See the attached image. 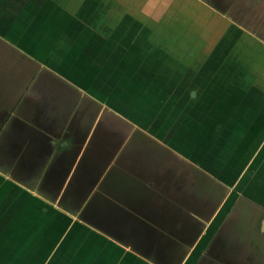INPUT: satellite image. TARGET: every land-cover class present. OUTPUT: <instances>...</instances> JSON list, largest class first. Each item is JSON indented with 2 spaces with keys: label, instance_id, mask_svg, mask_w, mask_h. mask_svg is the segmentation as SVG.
<instances>
[{
  "label": "crops",
  "instance_id": "0c3cea01",
  "mask_svg": "<svg viewBox=\"0 0 264 264\" xmlns=\"http://www.w3.org/2000/svg\"><path fill=\"white\" fill-rule=\"evenodd\" d=\"M85 1L88 0H0V168L11 169L13 166L7 163L14 160L17 165L14 169H18L15 174L19 178L31 176L33 181L27 183L34 185L35 190L9 180L6 171L0 172V186L8 183V189L28 195L30 209L45 211V218L39 223L44 225L46 242H60L65 234L69 236L67 243L73 245L62 247L59 264H132L140 256L131 251L130 245L121 246L116 240L127 243L135 225H151L150 219L155 216L161 222L167 217L178 221L173 210L182 205L175 203L173 195L179 196L180 189L174 185L166 189L153 181L161 179L163 184L168 174L161 169L166 167L171 153H166L161 141L141 129L130 133L129 121L122 123L114 118L110 122L100 121L105 109L100 101L94 99L88 106H82L85 92L78 91L67 80L53 77L47 70L49 65L63 60L54 57L53 48H67L73 34L76 36L83 29V22L77 27L71 24L80 22ZM98 1L101 0H94L95 4ZM188 1L204 8L210 17L243 19V27L228 20L264 45V26L258 25L264 19V0ZM70 119L73 120L69 122ZM100 126L102 129L92 137ZM61 139L65 143L58 152L56 146ZM93 140L97 155L86 168L82 166L75 172L85 148ZM105 163L107 167L102 168ZM179 174L173 178H179ZM73 176L77 186L69 185ZM62 178L64 183L57 201L66 189L72 194L61 201V207L35 196L40 191L51 199ZM84 206L91 210L87 222L78 221L66 212L79 207L81 211ZM250 209L248 206L247 212ZM91 225L97 229L90 228ZM227 230L242 244L241 251L233 253L236 262L231 263L229 259L226 261V250L218 253L221 245L216 241L210 255L212 264H264V218L255 219L243 231ZM136 235L143 237L139 229ZM75 243V249L70 251ZM101 243L108 249L95 251L96 245L101 248Z\"/></svg>",
  "mask_w": 264,
  "mask_h": 264
},
{
  "label": "rangeland",
  "instance_id": "374dc122",
  "mask_svg": "<svg viewBox=\"0 0 264 264\" xmlns=\"http://www.w3.org/2000/svg\"><path fill=\"white\" fill-rule=\"evenodd\" d=\"M137 1L101 0L96 4L94 0L85 1L86 12L81 10L78 21L82 23L86 20L90 30H94V27L98 29L101 25L103 27L107 25L110 32L113 30L110 34L100 36L101 40L106 42H101L102 45L100 43L96 51L90 48L92 36L86 35L87 33L83 35L87 30L82 32L81 39L89 42L87 47L92 49L90 50L92 53L95 52L93 56H99L100 52L106 55L103 57L104 62L109 66V71L105 72L108 75L102 77L97 75L95 79L103 82L105 89L109 91L114 89L115 93L122 96L130 93H120V85L125 83L124 81L132 84L130 81L132 80L134 85L137 84L148 92L142 93L144 90L140 91L133 85L134 90L138 92L133 93V101L141 102L142 105L150 101L162 115H166L165 118L181 123L183 128L191 130L192 135L194 134L192 130L208 135L207 127L219 128L217 123L221 120L227 122L228 127L236 130L233 138H230L229 142L226 141V144H245L246 129L255 126V122L263 121L262 117L264 118V82H260L259 85L253 82L255 78H259V74L261 77L262 74L264 76V45L252 35L239 29L230 20L219 16H208L206 10L195 7L193 1L190 3L188 0H149L141 4L139 12L132 10L133 3ZM138 4L140 5V2ZM88 10H91L93 16L88 13ZM85 13L86 16H84ZM80 22H76L75 25H79ZM262 23L264 26V19L258 22V25ZM123 26H125L124 32L117 33V27ZM169 31L172 33L169 34ZM140 33L141 36H139ZM162 41L164 44L160 46ZM140 43H148L149 53L145 50L138 53L139 45L137 44ZM191 51L192 56L189 55ZM85 53L87 52H83L82 56L87 55ZM133 54L134 57L138 54L139 59L135 58L136 61L144 60L143 68L149 64L147 65L150 70L149 78L133 75L136 71L132 67L141 68V63L131 67L126 62V58L133 57ZM176 57L181 61H177ZM101 69L104 73V69ZM260 80L263 81L261 78ZM140 95H143L144 100L140 98ZM81 105L88 106V102L85 100L81 102ZM259 107L262 109L258 110ZM222 114L229 115V119L222 120ZM228 127L226 130H229ZM220 129L222 134L217 132L210 134L217 142L224 139V129L222 127ZM262 140L261 137L257 138L256 143L260 144ZM176 167L179 166L173 164L167 167V170ZM183 167L184 172L189 170L188 166ZM195 180L197 187L193 190L196 194L195 206L208 210L214 208L221 200V188L214 184L211 186L205 177L195 176ZM7 199H11L12 204L11 212L8 213L9 218H15L14 221L19 220L20 209L25 207V203L20 205L17 203V195L13 189L0 193V202L3 203ZM25 200H28V195ZM247 205L241 204L239 210L228 218L226 230L228 227L235 230H243L244 227L248 229L250 212L246 210ZM223 231L215 239V242L218 241L217 244L221 245L218 253L221 254L223 249L226 250L228 254L226 261L229 259L231 263H235L233 253L238 254L242 244L237 242L235 236L231 237ZM28 233L29 239L26 237L27 239L25 238L26 240L20 245L18 255H26L30 248L33 249V253L29 254L31 257L28 259L17 258L16 263L22 261V264H51V259L54 263L56 262L55 264L60 263L58 259H55V255L59 253L58 243L49 252L45 249L44 225L39 223L33 233L29 232V229ZM24 236L19 237L20 241ZM68 237H61L60 242L65 238L68 240ZM66 244L73 245V243ZM262 244L264 248V242ZM105 248L106 244L101 243V248L98 244L94 250ZM5 262L0 261V264H6Z\"/></svg>",
  "mask_w": 264,
  "mask_h": 264
},
{
  "label": "water",
  "instance_id": "95a60500",
  "mask_svg": "<svg viewBox=\"0 0 264 264\" xmlns=\"http://www.w3.org/2000/svg\"><path fill=\"white\" fill-rule=\"evenodd\" d=\"M147 1L149 0H138L137 2H134L132 5V10L139 12L142 7L141 4L146 3ZM139 2L140 5L138 4ZM206 4H208L209 6L211 5L210 3H206ZM219 12L222 14L224 13L222 10H220ZM88 13L91 14V16H93L91 10H88ZM228 19L240 25L241 27L244 26L243 19H239L231 16H229ZM81 24L82 23H80V26ZM71 25L75 27L79 26V25H75L74 23H72ZM87 27L88 26L86 25V20H85L83 21V29L80 30V32L76 33L77 34L76 36H74L73 34V36L71 37L70 46L67 47L68 49L53 48L54 57L56 59L63 58V60H61L62 63L55 62L54 64L49 65L47 70L53 74V77L67 80V82L73 84L74 88H77L78 91L85 92V99L88 102V105L91 100L93 101L94 99H96L100 101L101 104L105 106L100 121L110 122L112 118L122 123H126L127 121H129L131 124L130 125L127 124V125L130 133L133 131H137L138 129H141L144 132H146L145 134L147 136L156 138L159 141H161V143L167 148L166 153L169 154L171 153L170 157L168 156V159L166 161V167H163V169H161V170H166V173L168 174H166L165 182L162 181L163 184H161V179H154L153 181H155L156 186H161V187L165 186L166 189L173 187V185L176 188L180 189L179 196L176 194L173 195L174 196L173 200H175V203L182 205L181 206L182 208H179L178 210L177 209L173 210L174 212H176V219L179 217L178 221L170 220L169 219L170 217H167L166 220H163V222H161L159 221V219H157V216H155L153 217V219L152 218L150 219L151 222L153 223L151 225L145 227H141L140 225H135L132 230L133 233L130 234V237H128L129 241H127V243L118 240H116V242H118L121 246H125V247H128V245H130L132 247L131 251L135 252L137 255L140 256L139 258H135L132 264H188V263L192 264V262H194V259H196L195 256L197 253L195 254L196 252L195 250L197 249L196 246L201 241V234L208 229L207 226L211 222H214V220L218 217L219 213L224 207L225 208L228 206H230L229 208L232 207L231 205L234 204L237 200V196H238L237 194H244V196H242L239 199V201L236 203L233 212L239 210L241 204H248L247 207L249 206L251 208L253 207L257 210L258 209L261 210L258 206H253L251 204V200L256 201L258 203L262 201V203H264V200L262 199V196L264 198V194L262 193L264 192V176L261 175L260 173V171H264V118L262 117L263 121L255 122L256 124L254 123L256 126L261 125V130H258L257 138L261 137L263 139L262 142L260 144L256 143L257 139L256 141L250 142L248 144L246 142V144H244V150L246 151L245 154L243 155V158L241 159L240 155L238 154L239 153L238 150L234 148L236 144L235 145H232L231 143L226 144V140H225L226 137H223L224 139L221 142L224 144L220 145L216 140H213V137H211L210 135L213 133L215 134L216 132L220 134L221 127L222 128L228 127L226 125L227 122L223 123V121L219 120V123H217V125H219V128L215 126H213L212 128H208L209 127L208 126L207 127V129H209L208 135L205 133L204 134L197 133L195 135L196 133L195 130H192L194 131V134L192 135L191 130H187V128L186 129L183 128L181 123L172 121L170 118H165L166 115H162L161 112H159L158 108L156 106H153L150 103V101H146V104L142 105L141 102H137V101L135 102L132 99L128 98L129 102L135 104L136 106L139 105L140 108L138 109L140 110L141 107H148L149 112L147 113V115L142 114V112L139 111L137 107L132 111V113H125L120 109L115 108L112 103V99L108 96L109 94H111L112 91H114V89H112V91L105 89L103 87V82L95 79V76L100 75L98 72L99 64H97V60L98 57L101 56V54L103 53L100 52L99 56L95 57L93 56L95 52L92 53L90 51L92 50L90 48H94V50L96 51V49L98 48L101 42L102 43L106 42L101 40L100 38L101 35H107L108 33L110 34L113 32V30H111L110 32L107 25H105L104 27L101 25L100 27H98V29L94 27V30L93 29L90 30V27H88L89 29ZM117 29H118L117 33L124 32L125 26L120 28L117 27ZM83 30H87V32H84L83 35L87 33L86 35L93 37V38L91 37L92 41L90 42V48L87 47L89 42L85 41L84 39H81V37L83 36L82 35ZM168 33L171 34L172 32L169 31ZM251 33L254 34V32ZM139 36H141V33L139 34ZM139 38L136 40L137 43L139 41ZM163 42L164 41H162L160 46H163L164 44ZM96 43L98 45H96ZM147 44L148 43L137 44L139 45V49H138L139 52L138 51L137 52L140 54L143 50H145L149 53ZM83 52H87L85 53L87 55L82 56ZM88 55L90 57H88ZM147 55L148 57H151L149 54ZM189 55L192 56L193 52L192 51L189 52ZM133 58L139 59L138 54L136 57H134L133 54ZM176 60L178 61L180 59L176 57ZM153 69L154 68H152V70ZM104 70H106L105 72H108L109 66L107 65L104 68ZM261 79L264 80L263 74ZM124 82L125 83H122V85H120L121 90L134 89L133 84L128 83L126 81ZM107 86L109 88V85ZM137 87L138 89H140V91L144 90L139 86ZM99 92H104V93H99ZM123 98L127 99L125 96H122V99ZM140 98L144 100L143 95H140ZM110 108L112 110H110ZM261 109L262 108L259 107L258 110ZM146 117L148 118V120L144 121ZM100 128L102 129V127L100 126L98 129L95 130L92 137H94L96 131L101 130ZM228 128L232 129L230 127ZM229 132L231 131L228 130V134ZM245 135H247V132H245ZM94 140L90 141L89 145L85 148L81 160L79 161L75 169V172H78L79 168H81L82 166L86 168L87 167L86 165L91 163L90 161L93 160V158L97 155L94 154V150H95ZM246 145L247 147H245ZM225 150L228 151L235 150L234 153L237 154H231L232 153L231 151L227 153V151ZM209 153L213 154V156L212 155L210 156L211 159H208ZM173 158L179 161L174 162ZM8 159L9 157H7L6 161ZM9 161L10 163H7V165L10 164V166L13 167L11 169H8V167L5 168L3 166L2 169L0 168V172L3 173L6 171L7 173H9L8 174L9 180L23 186L28 190L34 191L35 190L34 185H30V183L33 181V179H31V176L29 178H19L15 174L18 171V169H16L17 165L15 161L12 159ZM173 164L178 165L179 167L173 168L171 170H167V167ZM104 165L105 166L103 167L101 166V167L106 168L107 163H105ZM15 166L16 168L14 169ZM183 166L185 167L188 166L189 170H185L186 172H184L185 168ZM25 173L26 172H19V174L22 175L23 174L25 175ZM176 173H180L179 178L176 177L173 178V175ZM195 176L205 177L207 182L211 186H213L214 184L217 187L221 188V192H222L221 200L214 206V208L208 210L206 208L202 209L201 207L195 206L196 194L193 193V190L197 189ZM74 178L75 176L71 178L69 183L70 186L78 185V182L75 183L73 182ZM255 178H259V179L256 180ZM27 181H29L30 183L29 182L27 183ZM257 181H259L260 183H258ZM63 183H64V179L62 178L59 189L54 195H52L51 199H49L50 197H47V195H45L40 191H36L35 196L38 198L51 201V204H56L58 207H61V201L62 200L64 201L65 199L68 198V196L72 194V192L69 191V189H66L65 192L61 195L59 201H57L60 196L61 186L63 185ZM256 183L258 184V186L256 185ZM69 185L68 187H70ZM8 186L9 184L6 183L3 185V188H1L0 186V190H8L7 189ZM255 191H259V192L261 191L260 192L262 195L260 197L261 199L258 200L257 196H253ZM167 192L168 191H166V193ZM15 194L17 195V203L19 205L20 203L23 202L27 203L25 204L24 208L20 209V217L18 218L19 220L14 221L15 218L14 219L11 217L9 218L10 214L8 213L11 212L10 210L12 207L11 199H7L3 203L0 202V260L6 261L5 262L6 264H22L20 263V261L18 263L16 262L18 261L17 258L22 256V255L20 256L18 255L19 248L20 245L29 236V233L27 234L28 229L29 232L31 231L33 233V230L38 226L39 221H43L45 218L44 210L43 211L37 210L38 212H36V210L34 211V209H30V205H31L30 201L25 200L27 196L19 195L18 193H16V191ZM166 196L170 197L168 193ZM168 200L169 199H167V202H169ZM19 205L17 206V208L19 207ZM15 208L16 207H14V209ZM66 212H68L72 217L76 218L78 221L87 222L86 216L88 215L89 212H91V210H88L86 206H84L83 210L81 211L79 207V209L77 210L67 209ZM89 227L93 229H97L92 225ZM193 228H195L196 232H193L195 233V235L191 236L189 234H191L190 232ZM138 229L141 230V233L143 234V237H141L143 238L142 240L141 238H139L140 236L136 235ZM60 234L61 232H59V235ZM138 234H140V232ZM20 236L22 237L24 236V238L21 239V241L19 238ZM64 236H66V234ZM67 241L68 240H66V238L62 242L45 241L44 246L45 249H47V252H49L58 243L59 253L55 255V259H58V255L61 253L62 247L67 246L66 244ZM76 244L77 243H75L74 246L69 250L73 251L76 247ZM14 245H17L16 248H13ZM32 253H33V249L30 248L28 249L27 254L26 255L24 254L22 257L28 259L29 257H31V255L29 254ZM50 261H52L51 264L56 263V262L54 263L53 259H51Z\"/></svg>",
  "mask_w": 264,
  "mask_h": 264
},
{
  "label": "flooded vegetation",
  "instance_id": "af4514ba",
  "mask_svg": "<svg viewBox=\"0 0 264 264\" xmlns=\"http://www.w3.org/2000/svg\"><path fill=\"white\" fill-rule=\"evenodd\" d=\"M204 17H206V16H204ZM103 55L104 54H101V56H99L98 57V60H97V64H99V68H98V72L100 74L99 77H102V76H105V75L107 76V73H102V69H101V67L104 69L107 66V63L104 62L105 61V58L102 57ZM126 62H128L131 67L134 66V65H137L138 66V65H140L139 63H141L140 67L142 69L141 68L140 69H135L134 67H132V69L134 71H136V72L133 73V75L136 74V76H138V77L139 76H143L144 78L145 77L149 78L148 77V74H149L150 70H149V67L147 66L148 64L145 65V68L142 67L144 65V60L136 61L135 58L130 57V58H126ZM105 71L106 70H104V72ZM133 75H132V77H133ZM258 76H259V78H255L253 80V82L255 84H258L259 85V83L260 82H264V80L263 79H262L263 81L260 80V78H262L261 77V74H259ZM130 81L134 85L133 81L132 80H130ZM134 86L137 87V84L134 85ZM131 87H133V86H131ZM142 89H144V88H142ZM119 91H120V93H130V94L123 95L127 99H125V98L122 99V96L119 95L118 93H115L114 91H113L114 93L111 92V94H109L108 96L112 99V103H113V105H114L115 108L120 109L121 111H123L125 113H132V111L136 107H137V109L140 108L139 105L136 106L135 104H133V103H131V102L128 101V98L129 99H132L133 93H138L136 90L133 89V90H124V91L119 90ZM99 93H104V92H99ZM142 93H148V92L145 89L144 92L142 91ZM138 110L141 111L142 114H145V115H147V113L149 112L148 107H141V110L140 109H138ZM77 114L80 115L79 117L82 116L80 112L77 113ZM229 117H230L229 115L226 116V115L222 114L221 119L225 121L226 119H229ZM71 120H73V119H70L69 122ZM146 120H148L147 117L144 119V121H146ZM223 129H224V132H223L224 134L223 135H224V137H226L225 140L229 142V139L231 137L233 138V135L235 134L236 130L229 129V131H231V132H229V134H228V130H226V128H223ZM258 130H261V125L260 126H256L255 125V126H252L251 128H249V134L247 135V138L248 139H246L247 144L250 143V142L256 141L257 134H258ZM196 134L197 133H195V135ZM228 135H229V137H228ZM242 140H244V138ZM64 143H65V140L64 139H61L60 141L57 142L56 149H58V152H61L63 150L62 147H63V144ZM218 144L222 145L224 143H222L220 141V142H218ZM234 148L236 150H238V152H239L238 154L240 155V157L242 159L243 158V155L245 154V151H246V150H244V143H242V144H236L234 146ZM225 151H227V153H229L231 151L232 152L231 154H237V153H234L235 150H233V151L232 150H229V151L228 150H225ZM211 155L213 156V154H210L209 153V158L208 159H211L210 158ZM260 173H261V175L264 176V171H260ZM257 182L260 183L259 181H257ZM256 185L258 186L257 183H256ZM260 192L259 191H255V193L253 194V196H257V199L258 200L261 199L260 197L262 196ZM262 193L264 194V192H262ZM237 195H238L237 196V200H236V202L234 204L231 205L232 207L231 208H229L230 206H228L226 208L224 207L221 210V212L219 213L220 216L218 215V217L214 220V222H212L211 226L206 230V233H202L201 234V241L199 242V244L196 247L197 249L195 250L196 251L195 254L197 253L196 256L194 255L196 259H194V262H192V264H212L211 261H210L211 260V256L210 255H211V253L214 252V251H212V249L215 246V239L220 235V233H221L222 230H224L223 232L226 231V229H225L224 226L226 225L228 218L230 216L234 215L233 209L235 208L236 203L239 201V199L242 196H244V194H237ZM262 199L264 200L263 196H262ZM251 204L253 206H258L261 210H259V209L257 210V209H255V208L252 207V209H250L248 211V212H250V217L248 219V221L250 222V224L252 222H254L255 219H257V218H264V203H262V201H260V203H258L256 201L251 200ZM193 232H196L195 231V228H193L191 230V232H190L191 234H189V235L194 236L195 233H193ZM239 236L241 237V234H239ZM188 264H190V263H188Z\"/></svg>",
  "mask_w": 264,
  "mask_h": 264
},
{
  "label": "trees",
  "instance_id": "16d2710c",
  "mask_svg": "<svg viewBox=\"0 0 264 264\" xmlns=\"http://www.w3.org/2000/svg\"><path fill=\"white\" fill-rule=\"evenodd\" d=\"M246 131H247V135L249 134V129H246ZM246 144V143H245ZM245 147H247V145L245 146ZM6 259V258H5ZM1 261V260H0Z\"/></svg>",
  "mask_w": 264,
  "mask_h": 264
}]
</instances>
